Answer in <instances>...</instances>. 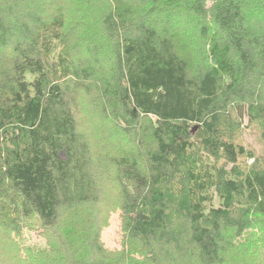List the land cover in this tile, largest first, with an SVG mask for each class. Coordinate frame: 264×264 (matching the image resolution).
I'll return each instance as SVG.
<instances>
[{"label":"trees","instance_id":"1","mask_svg":"<svg viewBox=\"0 0 264 264\" xmlns=\"http://www.w3.org/2000/svg\"><path fill=\"white\" fill-rule=\"evenodd\" d=\"M0 264H264V0H0Z\"/></svg>","mask_w":264,"mask_h":264},{"label":"rangeland","instance_id":"2","mask_svg":"<svg viewBox=\"0 0 264 264\" xmlns=\"http://www.w3.org/2000/svg\"><path fill=\"white\" fill-rule=\"evenodd\" d=\"M247 120L245 123L247 124ZM242 141L249 148L256 151L257 154L262 153V143L260 139L259 129L254 125H250L249 128L243 134ZM108 186L109 180L107 179L106 186L103 189L98 190V202L100 218L104 222L105 226L102 232V241L107 248L111 250L122 248L121 241L127 233L133 228L137 227L139 232L144 234L151 245H153L152 232L149 229L147 223L138 220L134 213H130L127 209L116 205L108 198ZM28 244H41L42 240L40 232L38 230L26 231ZM128 249L137 257H144L148 252V246H146L141 240L134 238L132 235L128 237Z\"/></svg>","mask_w":264,"mask_h":264},{"label":"water","instance_id":"3","mask_svg":"<svg viewBox=\"0 0 264 264\" xmlns=\"http://www.w3.org/2000/svg\"><path fill=\"white\" fill-rule=\"evenodd\" d=\"M195 130H196V128H195ZM194 132H195V131H194ZM194 132H193V133H194Z\"/></svg>","mask_w":264,"mask_h":264}]
</instances>
